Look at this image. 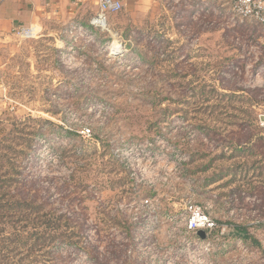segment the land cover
I'll list each match as a JSON object with an SVG mask.
<instances>
[{"label": "rangeland", "instance_id": "rangeland-1", "mask_svg": "<svg viewBox=\"0 0 264 264\" xmlns=\"http://www.w3.org/2000/svg\"><path fill=\"white\" fill-rule=\"evenodd\" d=\"M121 3L106 29L51 19L0 46V121L37 131L23 171L50 187L45 209L64 231L81 235L45 263L264 264V228H249L260 246L230 234L264 220L249 210L264 199V154L227 148L264 135V24L224 0ZM188 201L215 220L208 237L186 232Z\"/></svg>", "mask_w": 264, "mask_h": 264}, {"label": "trees", "instance_id": "trees-1", "mask_svg": "<svg viewBox=\"0 0 264 264\" xmlns=\"http://www.w3.org/2000/svg\"><path fill=\"white\" fill-rule=\"evenodd\" d=\"M249 91L253 97L263 92L260 88ZM23 123L25 122H13L7 131L0 121V264H47L45 261L54 263L60 261L61 257L50 255V249L71 238H76L74 242L77 243L81 235L79 231H72L69 234L64 231L67 223L64 222L63 215L54 216L45 209L48 205L50 187H44L39 184L41 182L39 178H33L23 171L21 159L31 148L32 135L37 133L25 132ZM250 124L251 120L245 119V123L240 125L241 130H246ZM254 136L247 131L241 137L230 140L227 148L235 153L228 156H238L236 153L243 151V145L252 154H264V135ZM259 169H261L259 173L264 171V165ZM256 188L250 184L246 193L255 194ZM54 189L59 194V201H62L63 186ZM244 206L247 207L249 204ZM249 210H256L259 218L263 219L264 199L259 203H253ZM230 225L231 235L244 241L251 240L253 244L260 246V242L250 234L249 228H264V220L255 219L253 223ZM89 245L94 249L92 244Z\"/></svg>", "mask_w": 264, "mask_h": 264}, {"label": "built area", "instance_id": "built-area-1", "mask_svg": "<svg viewBox=\"0 0 264 264\" xmlns=\"http://www.w3.org/2000/svg\"><path fill=\"white\" fill-rule=\"evenodd\" d=\"M233 13L242 18L250 19L257 23L264 24V0H224ZM122 7L121 0H98L97 11L89 18V24L97 29H106L107 17L110 13L118 11ZM12 32L23 36H33L35 29L31 25H20ZM257 126L264 129V113H259L255 117ZM89 129H82V135L88 134ZM123 160V159H122ZM125 164V162H124ZM145 203L149 201L145 199ZM217 226L215 220L206 212L203 207L195 202L188 201L186 205L185 229L193 234V237L202 239L198 230H203L204 238L208 237Z\"/></svg>", "mask_w": 264, "mask_h": 264}, {"label": "crops", "instance_id": "crops-1", "mask_svg": "<svg viewBox=\"0 0 264 264\" xmlns=\"http://www.w3.org/2000/svg\"><path fill=\"white\" fill-rule=\"evenodd\" d=\"M97 4L98 0H0V46L17 26L41 30L45 20L87 19Z\"/></svg>", "mask_w": 264, "mask_h": 264}, {"label": "water", "instance_id": "water-1", "mask_svg": "<svg viewBox=\"0 0 264 264\" xmlns=\"http://www.w3.org/2000/svg\"><path fill=\"white\" fill-rule=\"evenodd\" d=\"M197 234L201 237V238H204L205 236V233L203 230H198Z\"/></svg>", "mask_w": 264, "mask_h": 264}, {"label": "bare ground", "instance_id": "bare-ground-1", "mask_svg": "<svg viewBox=\"0 0 264 264\" xmlns=\"http://www.w3.org/2000/svg\"><path fill=\"white\" fill-rule=\"evenodd\" d=\"M118 45V43L116 42V41H113L112 43H111V47H116Z\"/></svg>", "mask_w": 264, "mask_h": 264}]
</instances>
